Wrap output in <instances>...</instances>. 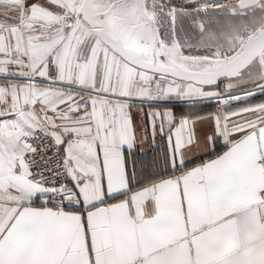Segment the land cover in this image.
<instances>
[{"label": "snow or ice", "instance_id": "snow-or-ice-1", "mask_svg": "<svg viewBox=\"0 0 264 264\" xmlns=\"http://www.w3.org/2000/svg\"><path fill=\"white\" fill-rule=\"evenodd\" d=\"M0 264H264V0H0Z\"/></svg>", "mask_w": 264, "mask_h": 264}]
</instances>
